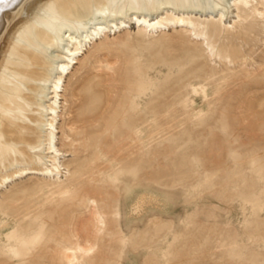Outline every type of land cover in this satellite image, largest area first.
<instances>
[{
	"label": "rangeland",
	"instance_id": "1",
	"mask_svg": "<svg viewBox=\"0 0 264 264\" xmlns=\"http://www.w3.org/2000/svg\"><path fill=\"white\" fill-rule=\"evenodd\" d=\"M256 1L258 8L264 5ZM163 2L148 12L118 14L127 27L87 47L60 85L53 123L57 131L75 128L81 160L80 183L64 199L83 190L74 197L81 218L72 223L81 227V244L94 245L81 264H264V17L246 16L233 0L183 7ZM166 11L202 22L212 54L201 36L179 26L145 35L130 15ZM220 21L219 34L212 35ZM227 45L233 53L223 51ZM47 65L42 78L48 81L38 80L33 88L43 90L21 91L34 97L31 110L26 105L20 114L15 103L9 113L0 109V126L34 128L41 161L47 160V104L56 76ZM2 139L0 130V156L11 159L0 160V180L13 178L0 185V196L8 200L0 202V264H59L68 236L49 238L60 224L36 218L59 197L41 195L31 179L35 174L14 177L20 168L41 165L15 160L13 147ZM135 164L140 169L126 175ZM108 180L112 185L104 193L93 189ZM90 199L106 216L100 233ZM39 231L43 236L35 237ZM11 232L34 239L25 257L2 254L14 247Z\"/></svg>",
	"mask_w": 264,
	"mask_h": 264
},
{
	"label": "bare ground",
	"instance_id": "2",
	"mask_svg": "<svg viewBox=\"0 0 264 264\" xmlns=\"http://www.w3.org/2000/svg\"><path fill=\"white\" fill-rule=\"evenodd\" d=\"M164 1L168 4L174 2L175 6L183 7L206 5L209 1L215 0ZM253 1L233 0L236 8L243 11L246 16L264 17V5L258 8L252 3ZM260 1H256V4H259ZM163 3V0H0V109H2V114L11 111V103H15L13 106L18 109L20 114L26 110V105H28L27 110L32 109L34 97H31V94H37L43 90H33L34 82L48 81V78H42L46 62L47 67L56 73L50 92L53 93L50 96L51 102L47 104L50 117L46 120V130L48 131L44 139V153H42L46 155L47 160L41 161V156L34 150L42 143L40 141L38 145H35L33 127L10 123L2 124L0 130L3 134L1 142L13 147L15 160L20 159L29 165L35 164L37 161L41 165L37 170L29 166L20 168L15 172L14 177L35 174L31 179L35 180V186H38V189L42 191L41 195L46 194V197H50L56 193L59 197L57 202H51L49 209L36 217L40 221L55 220L60 224L54 226L48 233L49 238L59 233L68 236L60 248L59 264H81V259L94 249L93 244H81V227L74 228L72 223V220L77 216L81 218V213L76 215V211L79 210L76 208L79 201L74 200V197L81 195L83 190H75L70 198L64 199L80 183L77 165L81 160L77 155L79 150L76 145L77 136L73 137L75 128L72 125H67L68 133L62 127H60V131H57L53 123L59 116L56 108L59 107L58 100L61 95L58 92H60L62 79L70 73L71 67L81 60V55H84L87 47H90L97 39H101L102 36L107 37V32L113 31L115 34V31H120L121 27H127L126 22L118 17V14H123V10L133 8L148 12ZM218 4L216 3L215 6ZM130 15H132L131 20H133L134 26L145 35L157 34L158 31L163 33L165 26H179L188 35L201 36L205 49L210 55L212 54L213 46L208 41L205 42V33L201 28L202 22H195L190 17L176 15L173 11H166L164 16L156 15L155 17L142 12L140 14L132 12ZM221 15L222 11H220ZM236 17L246 18L241 17L240 14H237ZM221 23L222 21L211 28L212 35L219 34ZM52 48L56 50H52ZM232 48L231 45H227L223 51L233 53ZM57 49H60V52L55 54ZM23 89L31 90V94L30 92L21 93ZM62 105L65 107V102ZM58 132L61 134L57 139ZM17 144H22L23 147L15 149L14 146ZM70 154L72 158L66 159V156ZM4 159L10 160L11 158L0 156V160ZM71 165L73 166L71 167ZM139 169V165H132L125 169V174L134 175ZM10 178H13V175L1 177L0 185L10 182ZM111 182L112 180H108L102 185H95L93 189L104 193L112 185ZM103 200H105V206L110 205L106 194ZM4 201L8 200L0 196V202ZM89 201L94 205L89 212L93 226L96 232L100 233L106 225V216L97 206L95 199ZM9 234L13 238L14 247L9 248L8 251H2V254L10 253L14 257H25L34 239L20 233L11 232ZM38 236H43V233L39 231L35 237ZM28 264H32V261Z\"/></svg>",
	"mask_w": 264,
	"mask_h": 264
}]
</instances>
